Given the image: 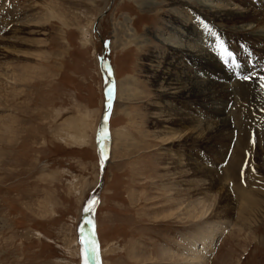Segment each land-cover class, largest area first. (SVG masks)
Masks as SVG:
<instances>
[{
	"label": "rangeland",
	"instance_id": "obj_1",
	"mask_svg": "<svg viewBox=\"0 0 264 264\" xmlns=\"http://www.w3.org/2000/svg\"><path fill=\"white\" fill-rule=\"evenodd\" d=\"M223 1L235 10L250 4L264 15V0ZM204 8L199 0H0V264H82L89 239L98 244L100 264H204L197 258L201 237L214 227L221 229L206 242L212 250L207 264H264V214L248 229L235 220L237 185L258 183L255 194L264 195V145L257 140L264 138V107L256 111L228 89L234 77L263 82L264 41L246 30L256 22L242 28V19L214 18ZM165 39L188 41L210 57L183 56ZM170 57L188 81L207 84L203 95L158 96L154 62ZM100 61L114 86L102 168L97 134L106 80ZM248 86L243 90L250 95ZM160 106L191 117L200 141L182 145L175 135L167 149L169 141L155 140L152 118ZM228 108L232 132L220 123L216 132L206 126ZM248 109L258 119H248ZM179 159L203 168L207 183L219 182L204 193L211 203L220 187L230 189L229 216L205 222L176 196L167 178ZM97 193L85 217L83 207Z\"/></svg>",
	"mask_w": 264,
	"mask_h": 264
},
{
	"label": "bare ground",
	"instance_id": "obj_2",
	"mask_svg": "<svg viewBox=\"0 0 264 264\" xmlns=\"http://www.w3.org/2000/svg\"><path fill=\"white\" fill-rule=\"evenodd\" d=\"M199 4H201L203 7H205L207 9V11H209L212 14H214V18H222V19H224V18L225 19L231 18L232 19V18L235 17V18H237L236 20L242 19V22L240 24L242 28H244V26H242V25H247L250 22H253V23L256 22V26L255 27L251 26L248 29L246 28V30H250L251 35H253V37H254L255 40H257V41H264V15H263V13L260 10L253 9V7L250 4L247 6V8H244V9L242 8L241 10H235L234 8H230L229 7V4L226 3V2H224L223 0L222 1L221 0H199ZM228 11L231 12V13H229ZM11 17H13V15ZM200 27H202V26H200ZM193 35H195V34H193ZM182 37H183V40H184L185 39L184 36H182ZM196 41H197V39H196ZM84 42H86V41H84ZM160 42H162V41H160ZM175 42H176V40H174V39H173V41H170V40L167 41V39H165V41L163 43L168 48H170V49L175 48L177 50L178 54H181L183 56H187V57H191V58L194 57V58H196L198 60H201V61H203L205 59H209V57H210L209 52L208 51L206 52L203 48L198 47V45L197 46L196 45H191V44L188 43V41H182V42H179L178 41L177 43H175ZM177 44H179V45H177ZM164 54H163V56H164ZM159 56H160V58L162 57L161 55H159ZM167 56H168V54H167ZM173 57H170L171 59L168 60V61H164L162 59L156 58V60L154 62L155 66H153L154 67L153 68V72H152L153 77L151 76V79H152L151 82H152V84H154V87L156 88V92L158 93V96L162 97V99H165L164 95L165 96H171L174 100L180 101L181 99L191 98V97H197V96L201 95L202 93H204L205 90L207 89L206 88L207 84L206 83H202V82H197V81H195L193 83L190 82V81H188L187 78H185L184 76H182L179 73V71L178 72L176 71L175 67L174 68L172 67L171 60H174V59H172ZM165 60H166V58H165ZM215 72H217V71H215ZM244 77H248V75L247 76H241V79L243 81H247L248 79H244ZM242 80L236 79V77H234V80L231 79V82H228L227 81L229 83L230 87H231V88H228V89L231 90V91H234L235 93H237L239 95H241L240 100L241 99L242 100H245V102L247 104H249L250 106L253 105L254 107H256L255 110L259 108L258 106H260V107L263 108L264 107V87H262V82H258L256 79L250 77L246 84H242V82H243ZM198 81H200V80H198ZM119 83L121 84V82H119ZM246 85H249L252 88V90L254 91L252 94L249 95V94L246 93V91L243 90V88ZM125 87H127V86H124V89H125ZM122 93H125V92H122ZM128 93H129V91H128ZM128 93H126V94H128ZM206 95H207V93H206ZM242 104H240V105H242ZM166 105H168V104H166ZM247 106L245 105V108ZM239 108H241V106ZM155 109L157 111H155L153 113L155 116L152 119L156 120L155 123H156L157 128H158V133H155V135H154L155 138L154 139L155 140H159L162 143L165 142V141H169L168 143H170V144H164L165 147H167V149L172 146L171 144L173 143V140H174L175 135H177L179 139L175 140L174 142H181L182 145L185 144V143H190V142L193 143V142L200 141L199 136H201L202 134L201 133H198V130L197 129H198L199 126H194L190 122V118L191 117H186V115H187L186 113H185L186 115H183L182 113H179L178 111L172 110V108L161 107V106L159 108L158 107L157 108L155 107ZM220 109H222V108H220ZM244 110H247V109H244ZM244 110H242V111H244ZM248 110H251V109H248ZM263 110H264V108H263ZM170 111L172 112L171 114L168 113ZM242 111H241V113H242ZM256 111H258V110H256ZM256 111H252L251 110V112L248 113L247 118L248 119H253V117L256 114ZM233 114L231 113V110L229 108H228V110L227 109L226 110H219L216 113V115H215V117L217 118V121L214 120L215 122H213V121L208 122L209 125L207 124L206 126H209L213 132H216L217 129H218V123H220L221 125L225 126V129L228 130V132H232V130L230 129L232 127V125L231 126H228V120H230V121L233 120V116H234ZM157 115H159V116H157ZM237 115H240V114H236V116ZM241 116H243V115H241ZM261 117H262V115H261ZM235 119H237V117ZM254 119H258V118L255 116ZM262 119H263V117H262ZM240 121H241V119H240ZM242 121H241V123H242ZM244 121H245V119H244ZM263 121H262V123H263ZM249 122L250 121L248 120V123ZM244 123L247 124V122H243V124ZM257 123H258V121H257ZM234 125H235V123H234ZM240 126H241V124H240ZM253 126L254 125H252V127ZM263 126H264V123H263ZM201 127L202 128H205L203 125ZM257 127L259 128V126H257ZM262 129H264V128H262ZM241 131H242V129H241ZM240 140H241V138H240ZM257 140H259V145H264V138L261 140V142H260V139H257ZM236 144H238V143L236 142ZM243 144L245 145L244 142H243ZM236 147H238V146H236ZM241 147H244V146H241ZM241 147H240V150L243 151V149H241ZM245 148H247V147L245 146ZM263 150H264V148H263ZM237 151H238V149H237ZM248 151H249V149H248ZM244 152H246V151H244ZM241 154H242V152H241ZM241 157H237V158H240L241 159ZM232 158L233 157H231V159ZM224 160H225V157L221 161H219V162H222L223 163ZM179 164H181V165H179ZM190 164H192V163H189L188 161L187 162H183L182 159H179L178 162H177L176 168H171V171H169V176L167 178V180H168L167 183H171L170 186L173 187V188H175V190L177 191L176 192V196H179V199H181V200L182 199L183 200L184 199L187 200L188 203L190 204V206L193 207L191 209L194 210V211H196V213H198V216L199 217H202L203 220L208 219V217L211 216V215H218V216L221 215V216H225V217L227 215L229 216L231 214V209L228 207L229 206V200H230L229 197H231L230 189L227 188V187H225V188H223V187L221 188L220 187L219 190H216L214 194H211V196H214V197L217 196L218 197L216 204L215 203H211L213 201L210 200V198H209L210 195L209 194L208 195L207 194L205 195L204 193H205V191L208 188L213 189V188L219 187V186H216L217 184H219V182H217V181L215 182V181H213V179H209L210 182L207 183V179H208L207 177L208 176H206V172H204V170H202L203 168L200 169L198 167V165L196 166L195 164H192V165H190ZM240 165L242 166V164H240ZM240 165H238V166H240ZM206 170H207V168H206ZM187 172H189L191 175H197V176H202V177L201 178L198 177L197 179H194V177L191 178L190 175ZM247 174H249V172ZM221 176H222V174H221ZM256 177H258V175ZM215 179H217V178H214V180ZM217 180H219V179H217ZM220 180H222V179H220ZM248 180H250V179H248ZM254 180H256V179H254ZM192 181H196L200 185L197 186V184H193L195 187L191 188ZM248 183H250V182H248ZM263 184H264V182H263ZM255 185H258L259 186L258 183H252L251 186H250L251 188L246 187V185H245V187H243L241 185H237L236 186V190L237 191H241L240 193H242V194H240L241 196L239 198L236 196L237 197L236 198L237 199V203H238V209H237V212H236V218L237 219H235L236 220V223L238 224V226L241 229H248V228H250L251 227L250 226L251 223H254V222L258 221V218H260V216H262L264 214V195L263 196H260V195L258 196L257 194H255V193H259L261 191L259 189L254 188V187H256ZM261 188H263V187H261ZM214 204H215V207H214ZM225 219H227V218H225ZM206 221L207 220H205V222ZM89 225H87V226H89ZM218 229H221V228H218ZM218 229H217V227L211 228L208 231V236L207 237H201V238H203V240L205 242L202 243V245H201L202 246V249H203L202 256L201 257H197L199 262L203 261L202 259H204V264H207L208 263L209 258H208V260L205 259L206 257H208L206 254L207 253H210L212 250H211V247L209 245H206V242H209V244L213 242V239L212 238L214 237V235L216 234V232H217ZM86 232L88 233V227L86 228ZM88 241H90V239ZM207 248L208 249L210 248V250H207ZM191 262H192V260H191Z\"/></svg>",
	"mask_w": 264,
	"mask_h": 264
},
{
	"label": "snow or ice",
	"instance_id": "obj_3",
	"mask_svg": "<svg viewBox=\"0 0 264 264\" xmlns=\"http://www.w3.org/2000/svg\"><path fill=\"white\" fill-rule=\"evenodd\" d=\"M221 47V54L225 57L229 56L230 53H228L226 50ZM110 75V71L107 73ZM248 77H244V79H247ZM262 81H264V78H262ZM262 87H264V82H262ZM114 95V86L111 84L106 85L105 89V97H106V108H111V101L113 99ZM109 118V112L105 110L102 114V123L99 127L98 134H97V143L100 145L99 147V163L101 165V168L104 165L105 160L107 159L106 151L103 146V142L107 140L109 136L108 127H107V121ZM97 203L95 198L89 199L86 204L83 207V211L85 213H89L92 211L94 204ZM87 223L91 224V221L89 220ZM94 236V233H93ZM81 256H82V264H90V261H95V264H100L99 256H98V244L96 243L95 239H92L88 242V246L82 248L81 250Z\"/></svg>",
	"mask_w": 264,
	"mask_h": 264
},
{
	"label": "water",
	"instance_id": "obj_4",
	"mask_svg": "<svg viewBox=\"0 0 264 264\" xmlns=\"http://www.w3.org/2000/svg\"><path fill=\"white\" fill-rule=\"evenodd\" d=\"M100 17H101V16H99V18H100ZM100 69H101V72H102V74H103V76H104V78H105V80H106V85H108V84L113 85V79H112L109 75H107V74L105 73V69H104V66H103L102 61H100ZM113 96H114V95H113ZM112 103H113V99H112V101H111V105H112ZM105 110L109 111V109L106 108V97H105V101H104V109H103V112H104ZM103 112H102V114H103ZM102 114H101V117H100V125H101V123H102ZM108 132H109V130H108ZM109 145H110V134H109L107 140L103 142V146H104V148H105L106 155H107V151H108V149H109ZM104 164H105V162H104ZM100 186H101V185L98 184V187H100ZM97 197H98V193L95 195V199H97ZM88 214H89V213H84V216L86 217V216H88ZM86 233H87V232H86Z\"/></svg>",
	"mask_w": 264,
	"mask_h": 264
}]
</instances>
